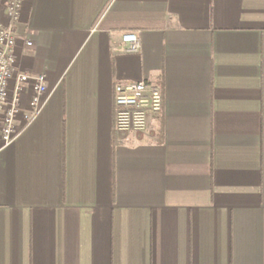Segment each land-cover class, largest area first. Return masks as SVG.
Listing matches in <instances>:
<instances>
[{"label": "crops", "instance_id": "obj_1", "mask_svg": "<svg viewBox=\"0 0 264 264\" xmlns=\"http://www.w3.org/2000/svg\"><path fill=\"white\" fill-rule=\"evenodd\" d=\"M16 33L46 92L0 151V264H264V0H24ZM140 80L162 111L117 132Z\"/></svg>", "mask_w": 264, "mask_h": 264}, {"label": "built area", "instance_id": "obj_2", "mask_svg": "<svg viewBox=\"0 0 264 264\" xmlns=\"http://www.w3.org/2000/svg\"><path fill=\"white\" fill-rule=\"evenodd\" d=\"M24 0H5L0 16V151L12 143L20 133L16 118L21 115L24 126L39 112L46 92L43 74H31L17 67L15 45L16 24ZM122 40L128 51H138L140 41L134 32H126ZM26 46L33 41L25 39ZM27 95V111L23 98ZM113 128L117 132H142L148 116L163 108L161 87L145 80L116 83L113 88Z\"/></svg>", "mask_w": 264, "mask_h": 264}]
</instances>
